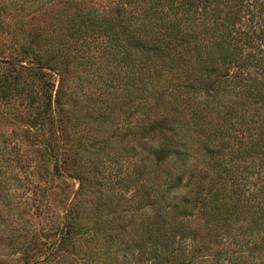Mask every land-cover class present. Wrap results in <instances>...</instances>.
Masks as SVG:
<instances>
[{"label":"trees","instance_id":"obj_1","mask_svg":"<svg viewBox=\"0 0 264 264\" xmlns=\"http://www.w3.org/2000/svg\"><path fill=\"white\" fill-rule=\"evenodd\" d=\"M61 6L59 38L50 21L22 25L23 36L11 41L15 55L0 59L1 104L8 107L18 89L32 107L33 79L49 77L51 115L53 77L62 82L69 71L94 72L98 89L109 90L108 114L125 109L141 136L157 137L159 166L171 157L181 162L158 185L179 199L144 194L148 210L156 205L153 216L139 229L108 234L124 261L107 264H264V0H61ZM11 66L18 71L10 79ZM47 123L60 129L54 115ZM2 138L4 188L15 170L21 180L36 163L24 150L6 149L10 135ZM44 157L51 177L71 170L76 178L72 156ZM84 191L80 182L76 194ZM78 218L61 224L59 247L74 245Z\"/></svg>","mask_w":264,"mask_h":264},{"label":"rangeland","instance_id":"obj_2","mask_svg":"<svg viewBox=\"0 0 264 264\" xmlns=\"http://www.w3.org/2000/svg\"><path fill=\"white\" fill-rule=\"evenodd\" d=\"M61 11V0H0V59L15 55L11 41L23 36L22 25L25 29L51 21L54 39L59 38ZM17 71L18 67H10V79ZM49 80L33 79L32 107L25 106L28 100H23L18 89L11 91L8 107L0 97V142L10 135L12 143L6 149L24 150L36 163L21 180L15 170L4 188L0 184V264L120 263L123 253L110 248L108 234L139 229L146 216H153L156 205L148 210L142 201L144 194L153 200L164 192L166 202L178 200L181 195L165 193L158 185L181 162L171 157L159 166L153 153L160 145L157 137L141 136L133 128L134 116L121 112L125 109L114 116L108 114L109 90L98 89L94 72L69 71L62 82L59 76L53 77L48 115L57 118L60 129L51 128L45 109ZM60 151L68 161L72 156L76 178L71 170L69 176L51 177V164L44 155ZM139 171L142 175H137ZM80 182L86 191L76 194ZM77 215L74 245L59 247L58 229ZM131 216L133 221L128 224Z\"/></svg>","mask_w":264,"mask_h":264}]
</instances>
